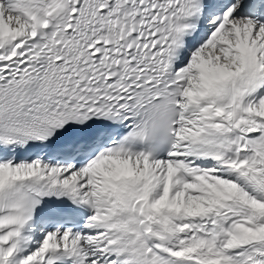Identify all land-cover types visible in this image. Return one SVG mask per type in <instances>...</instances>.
I'll return each instance as SVG.
<instances>
[{"label": "snow or ice", "instance_id": "6c2138e0", "mask_svg": "<svg viewBox=\"0 0 264 264\" xmlns=\"http://www.w3.org/2000/svg\"><path fill=\"white\" fill-rule=\"evenodd\" d=\"M0 264H264V0H0Z\"/></svg>", "mask_w": 264, "mask_h": 264}]
</instances>
